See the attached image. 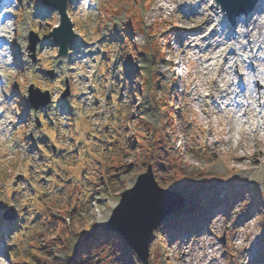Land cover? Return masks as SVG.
<instances>
[{"label":"rangeland","instance_id":"obj_1","mask_svg":"<svg viewBox=\"0 0 264 264\" xmlns=\"http://www.w3.org/2000/svg\"><path fill=\"white\" fill-rule=\"evenodd\" d=\"M75 1L79 3L71 0L72 4ZM116 1L125 0L80 1L81 10L73 11L79 18L73 14L79 35L68 47L71 61L66 50L59 56L50 43L57 14L41 6L39 0H17L15 4L22 6L19 21L12 29L2 23L10 42L2 50L6 57L0 64L6 83L0 87V96L8 114L3 124L10 130L0 132V217L10 207L21 215L0 222V264H10V256L27 252L30 244L41 246L44 239L53 238L63 221L70 224L78 199L82 221L75 224L77 232L86 230L85 235L96 236L94 251L82 264H117L118 257L136 261L126 242L125 246L109 240L102 232L121 192L144 170L136 174L125 170L121 174L124 188L110 181L90 192L81 189L80 180L88 183L96 163L94 153L104 134L115 128L123 132L125 127L123 134L127 135L136 128L138 116L153 128H162L168 117L166 99L174 114L168 132L172 151L188 166L214 170L226 178L198 200H183V209L190 203V210L206 221L193 230L177 227L165 240L157 229L152 231L148 264H264V126L256 121L259 114L223 107L213 79L222 81L228 71L226 64L222 59L204 61L205 55L199 52L203 47H223L215 40L224 31V18L204 10L210 0H153L148 7L145 0H138L143 27L132 39L141 46L158 44L162 55L151 51L135 61H125L120 49L125 40L121 24L128 4L123 3L114 13L103 10ZM206 28L210 31L203 37ZM30 29L41 39L34 62L26 54ZM245 62V58L240 60V64ZM201 63L208 64V72ZM134 68L139 72L133 78L123 75L122 71L133 72ZM48 69L53 70L52 78ZM238 72L247 83V68L240 67ZM155 73L160 82L152 92L161 107L146 87L142 88L144 76ZM65 76L72 81L73 92L61 98ZM126 81L132 85L129 97L123 88ZM29 82L48 88L54 97L53 104L38 114V127L26 101ZM177 116L187 120L184 130ZM192 138L207 143L210 152L191 153L187 144ZM125 160L130 163L134 157L128 155ZM181 208L166 217L175 216ZM67 241L68 248L56 253L57 264L76 254L77 236L69 234Z\"/></svg>","mask_w":264,"mask_h":264},{"label":"trees","instance_id":"obj_2","mask_svg":"<svg viewBox=\"0 0 264 264\" xmlns=\"http://www.w3.org/2000/svg\"><path fill=\"white\" fill-rule=\"evenodd\" d=\"M126 2L128 8L125 10L126 19L123 32L127 39L122 49L125 60L135 61L144 53L151 51L155 56H161V47L158 44L156 46L151 44L150 47L147 45L141 46L130 39L135 32L141 31L143 27L140 8L137 4L138 0L116 1L113 6L110 5V9H116L117 6L121 8V5ZM151 2L152 0H145V6H150ZM135 68H137L136 65ZM135 68L133 72H130L132 76L139 72V69L137 70ZM159 82L160 79L156 73L152 77L146 78L144 76L142 88L146 87L151 93L152 100H155L159 107H161L160 105L163 104H160L159 97L155 98L152 92L156 89ZM131 86V84L126 83L128 96L131 95ZM164 102L168 117L166 124H164L162 128H153L141 116H138L136 128L130 130L127 135L124 136L123 134L125 131L124 127L123 132H114L111 136H108L109 138L104 142L106 144H104V147L95 156L96 163H94V169L86 185L88 191L92 192V189L107 184L110 181H112V184L116 183L120 188H124L125 179L121 177V174L125 170H129L130 173L136 174L145 170L148 164H151L154 177L159 185L184 193V197L186 199L188 198L190 202L198 200L201 198L202 193L211 191L213 186L226 178L224 174L214 170L190 167L183 162L179 154L172 151V147L168 142V132L171 131L174 118L172 117L173 112H171L169 101L166 99ZM181 124L183 127L185 126V122L182 121ZM186 135L185 133V136ZM187 148L191 153L196 152L200 155H206L210 152L205 144H199V142L188 143ZM128 155L134 157L133 162H126L125 158ZM98 166H103V168ZM79 206H81V204H77V207L74 208L75 212L73 211L74 214L71 217L70 224H65V221H63L58 230L56 229V235L53 238L44 239V242L40 243L42 247L39 245L36 246L35 243L30 244L27 252L19 253L14 257L12 256L11 264H57L59 261L56 253L68 248L67 239L69 234L72 233L77 236V251L73 259L70 261L67 260L63 264H82V260L94 251L93 245L96 241V236H90L91 238L85 239L84 235L86 230L77 232L75 224L78 220L80 222L82 221L80 219L82 216L79 214ZM184 207L185 209L182 208L176 216L165 218L160 223L157 232L159 231V233H161L162 240H165L168 237V233L174 230L175 226H170L175 221H177V226H179V228H190L192 222L200 223L202 221L199 218L196 220L189 218V215H195L192 213V210H190V203ZM187 216L188 218H186ZM60 223L61 222H59V224ZM102 233H106L109 240L118 241L126 246L125 241L117 233L106 230H103ZM32 240H36V243L38 242L37 238H32L31 241ZM81 247H83V249L80 252L79 248ZM41 248L45 249L41 251L39 250ZM117 259V264H141L138 260L133 261L126 257H118Z\"/></svg>","mask_w":264,"mask_h":264},{"label":"water","instance_id":"obj_3","mask_svg":"<svg viewBox=\"0 0 264 264\" xmlns=\"http://www.w3.org/2000/svg\"><path fill=\"white\" fill-rule=\"evenodd\" d=\"M54 4H61L64 0H48ZM222 9H225L230 17L248 12L256 0H219ZM71 26L66 15L62 16L61 25L54 29L57 41L63 42L68 38ZM38 37L31 33L29 49L33 51ZM49 74L52 71L49 70ZM68 93L66 88L63 95ZM28 99L37 109L49 102V92L41 91L34 85L29 86ZM184 195L177 190L160 186L154 178L151 164L145 171L137 175L136 181L131 187L125 188L120 199L112 208L107 218L104 229L114 231L121 235L133 249L142 264L148 263L149 242L152 231L157 229L160 222L171 212L183 206ZM6 215V214H5ZM91 234H86L85 239Z\"/></svg>","mask_w":264,"mask_h":264},{"label":"bare ground","instance_id":"obj_4","mask_svg":"<svg viewBox=\"0 0 264 264\" xmlns=\"http://www.w3.org/2000/svg\"><path fill=\"white\" fill-rule=\"evenodd\" d=\"M44 1V0H43ZM69 0H64L61 4H54L49 1H45V4L49 8H53L57 14V22L60 21V18L62 15L69 14L68 13V7L67 3ZM210 11V14L212 16H215L216 14H220L221 16L225 17L228 24L231 26V29H233L234 26L240 25L247 29V42L249 43L248 49L241 48L242 45L236 46L237 39H230L226 35H223L220 37L219 44H223V47L216 46L211 49L203 47V49L200 48L199 52L205 55V60H211L215 59L216 61L222 59L223 62L228 63L229 58L224 54L225 51H229L230 46L229 44H235L234 48L235 51L233 53L237 54L238 56H245L247 58H253L256 61L255 70L256 73L254 74L253 81L257 85V87H253V83H248L245 90H242L241 92L236 90V87H233L232 93H235L236 95H239V99L235 98L233 99L231 91H229V87L233 84L232 79L230 77V73L227 71L225 72V75L222 78V81H218L216 78L213 79V83L218 89L219 92H221V96L219 97L221 101H223V106L226 108H235L236 112H238L241 108L245 112L252 113L254 115H258L261 113H264V47H262L258 42L259 38L258 36L261 33V30L264 28V0H257V2L254 4V6L244 14H241L239 16H236L233 19H229L226 12L219 7L218 0H210L209 7L205 8L204 10ZM211 29V28H210ZM209 28L204 29L203 31V37L209 33ZM243 32V28H240L238 36H241ZM76 31H72L69 35L68 39L64 43H58L59 48L66 47L72 40L74 41ZM207 49V50H206ZM233 49V48H232ZM254 60H251V64H254ZM201 68L208 72L209 66L208 64H200ZM216 70L219 69V67L215 68ZM214 73V70L212 72L209 71V74L212 75ZM228 81V82H227ZM228 83V84H227ZM209 95H212V93H209ZM1 102V101H0ZM256 104V106H255ZM8 115V114H7ZM6 115H3L0 118V123H4V120ZM256 121L261 123L262 126H264V115L261 114L259 117L256 118ZM6 124L1 125V131H9V128H4ZM244 130V128H241V130ZM253 130V132H256L257 129L254 127L250 128ZM260 153L263 152V149L259 150ZM263 162V161H262ZM242 245L247 249L246 242H242Z\"/></svg>","mask_w":264,"mask_h":264},{"label":"clouds","instance_id":"obj_5","mask_svg":"<svg viewBox=\"0 0 264 264\" xmlns=\"http://www.w3.org/2000/svg\"><path fill=\"white\" fill-rule=\"evenodd\" d=\"M11 117H9V119H10Z\"/></svg>","mask_w":264,"mask_h":264}]
</instances>
